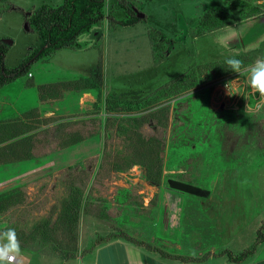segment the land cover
<instances>
[{"label": "rangeland", "instance_id": "374dc122", "mask_svg": "<svg viewBox=\"0 0 264 264\" xmlns=\"http://www.w3.org/2000/svg\"><path fill=\"white\" fill-rule=\"evenodd\" d=\"M62 2L0 0L7 66H19L41 44L25 14L11 7ZM247 3L264 12V0ZM212 9L229 12L230 6L226 0H106L105 13L116 20L127 11L146 18L121 25L105 16L80 38L81 48L40 59L0 89V197H16L0 214V234L15 229L21 246L37 227L49 233L21 246L15 264H111L124 258L123 246L105 245L124 242V234L183 261L227 249L239 254L257 242L264 226V95L249 79L264 59V16L198 34V21ZM221 29L235 33L227 51L242 60L240 73L223 68L225 50L215 42ZM185 72L184 87L161 94ZM90 77L99 78L98 90L89 88ZM136 123L145 137L163 141L161 184L147 180L140 164L114 169L118 158L131 156L123 131H134ZM172 178L209 193L171 188ZM73 193L81 200L76 242L61 218ZM68 253L75 257L67 260Z\"/></svg>", "mask_w": 264, "mask_h": 264}, {"label": "trees", "instance_id": "16d2710c", "mask_svg": "<svg viewBox=\"0 0 264 264\" xmlns=\"http://www.w3.org/2000/svg\"><path fill=\"white\" fill-rule=\"evenodd\" d=\"M226 1L229 3L230 11L227 12L219 9H212L207 12L197 23L196 32L198 34L204 33L208 30L219 29L250 17L264 16L262 9L256 5H253L252 3L248 4V0ZM105 4L106 0H63L62 4L57 6L44 4L40 7L29 10L12 6V9L18 10L25 14V20L30 30L32 27H35V30L41 40V44L37 47H34L29 56L19 66L11 68L7 66L5 61L9 46L4 41L0 40V89L14 82L19 77L29 74L34 63L40 59L49 56L61 49L81 48L82 44L80 42V38L86 32L91 31L94 27L101 24L105 19V16L108 17L112 24L117 23L121 25H132L141 19L146 18V16L140 18L134 12L127 11V17L125 19L116 20L105 13ZM153 32L159 33V35H161L159 31L154 30ZM157 53L158 52L155 53L154 51V57L157 60H161V57L157 58ZM187 75L188 74L185 72L179 76L178 79L172 81L168 85L163 86L159 90L164 93H160L168 95L175 90L177 91L178 89L184 87L188 83ZM90 79L92 81V85L89 88L98 90L99 78L90 77ZM158 97L159 94L155 99ZM118 100L119 99L117 98H109L107 99V102L109 104L114 102L118 103ZM159 112L164 111L161 109ZM167 114L164 119L166 123L168 121ZM157 115L158 114L155 113L152 115V117H157ZM144 119H147V117H144ZM139 128V125L136 123L134 131H123L127 138L131 139V156H123L118 158L114 163V169L121 171L134 164H140L144 166L146 170L147 180L155 184H161L163 175V164L161 157L163 141L161 138L155 135L145 137L139 131ZM71 196V199L66 202L64 212L61 214V218L66 222L64 229H67L68 227L70 228V232H73L74 234L73 241L76 242L77 235L75 231L79 221L81 200L75 193L71 194ZM15 199L16 197L11 194L0 197V214L8 210L13 205ZM263 227L258 230L257 242L251 248L246 249L239 254H234L231 250L227 249L223 253H217L218 255L216 256H226L229 260L237 263L248 259L256 252L258 246L264 241ZM48 235L49 233L47 232V226L44 225L43 227H37L35 231L29 236V238L26 237L23 238V241L20 240V242H23L21 243V246H26L30 240H35L39 236L47 238ZM120 237H124L126 241L134 243L136 246L143 247L149 251L157 252L164 258H183L182 256L168 253L160 248H155L149 243L140 241L132 236H129L128 234H124ZM105 241L108 242L109 240L105 239ZM74 257L75 255L71 253L66 255L67 260Z\"/></svg>", "mask_w": 264, "mask_h": 264}, {"label": "clouds", "instance_id": "9594fccd", "mask_svg": "<svg viewBox=\"0 0 264 264\" xmlns=\"http://www.w3.org/2000/svg\"><path fill=\"white\" fill-rule=\"evenodd\" d=\"M235 33L231 30L221 29L215 33V42L225 50L223 55L225 71L240 73L242 60L231 54L228 50L229 41L232 40ZM250 86L253 90L264 95V59H258L250 69ZM228 94L232 95L229 88V83L226 85ZM0 264H15L17 257L21 254V246L17 239L16 230L9 228L7 231L0 234Z\"/></svg>", "mask_w": 264, "mask_h": 264}, {"label": "crops", "instance_id": "0c3cea01", "mask_svg": "<svg viewBox=\"0 0 264 264\" xmlns=\"http://www.w3.org/2000/svg\"><path fill=\"white\" fill-rule=\"evenodd\" d=\"M123 241L124 242L117 239L105 245L114 247L116 244L121 243L123 246L125 253L124 258L121 261L115 262L111 259V264H264V241L258 246L256 252L251 257L240 263L233 262L225 256H210L200 261L189 260L184 262L182 259L164 258L160 256V254H155V252L147 249V252H145L143 247L136 246L125 240ZM83 262L84 259L82 258V263ZM96 264H100V260L98 261L97 259Z\"/></svg>", "mask_w": 264, "mask_h": 264}, {"label": "water", "instance_id": "95a60500", "mask_svg": "<svg viewBox=\"0 0 264 264\" xmlns=\"http://www.w3.org/2000/svg\"><path fill=\"white\" fill-rule=\"evenodd\" d=\"M136 14L140 18L145 17V14L143 12L138 11L136 12ZM26 27H28V25ZM167 185L176 190L189 193V194H193V195H197V196H206L209 193L208 190H205L195 184H191V183L181 181L178 179H173V178L167 181Z\"/></svg>", "mask_w": 264, "mask_h": 264}, {"label": "built area", "instance_id": "2783aa9c", "mask_svg": "<svg viewBox=\"0 0 264 264\" xmlns=\"http://www.w3.org/2000/svg\"><path fill=\"white\" fill-rule=\"evenodd\" d=\"M17 261H18V257H17V260H16V262H17ZM16 262H15V263H16Z\"/></svg>", "mask_w": 264, "mask_h": 264}]
</instances>
